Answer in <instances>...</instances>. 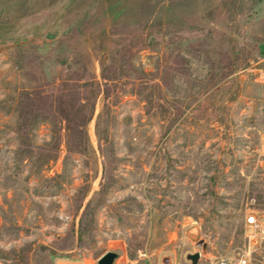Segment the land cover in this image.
Here are the masks:
<instances>
[{"label":"rangeland","instance_id":"374dc122","mask_svg":"<svg viewBox=\"0 0 264 264\" xmlns=\"http://www.w3.org/2000/svg\"><path fill=\"white\" fill-rule=\"evenodd\" d=\"M263 133L264 0H0V264L231 255Z\"/></svg>","mask_w":264,"mask_h":264},{"label":"built area","instance_id":"2783aa9c","mask_svg":"<svg viewBox=\"0 0 264 264\" xmlns=\"http://www.w3.org/2000/svg\"><path fill=\"white\" fill-rule=\"evenodd\" d=\"M264 144V133L261 135ZM245 237L247 244L231 255H210L204 252V247L198 245L193 253H197V264H264V216L257 212L249 213L244 218ZM168 264H191L168 261Z\"/></svg>","mask_w":264,"mask_h":264},{"label":"water","instance_id":"95a60500","mask_svg":"<svg viewBox=\"0 0 264 264\" xmlns=\"http://www.w3.org/2000/svg\"><path fill=\"white\" fill-rule=\"evenodd\" d=\"M198 254H189L187 259L191 261V264H197ZM117 257V253L109 251L103 254L97 261V264H113L115 258Z\"/></svg>","mask_w":264,"mask_h":264},{"label":"trees","instance_id":"16d2710c","mask_svg":"<svg viewBox=\"0 0 264 264\" xmlns=\"http://www.w3.org/2000/svg\"><path fill=\"white\" fill-rule=\"evenodd\" d=\"M92 82H94V81H92ZM94 84V83H93ZM90 85H92V84H90ZM99 90V89H98ZM93 110H94V105L92 104L91 105V108H90V114H89V116L88 115H84L83 117H84V123H82V125L81 126H83L84 124H85V122L87 121V120H89V118L91 117V115H92V112H93ZM65 120H68V118H66V117H63Z\"/></svg>","mask_w":264,"mask_h":264},{"label":"bare ground","instance_id":"6f19581e","mask_svg":"<svg viewBox=\"0 0 264 264\" xmlns=\"http://www.w3.org/2000/svg\"><path fill=\"white\" fill-rule=\"evenodd\" d=\"M90 132H91L90 134L92 135V137H94V134H93V131H92V129L90 130ZM91 135H90V136H91Z\"/></svg>","mask_w":264,"mask_h":264}]
</instances>
